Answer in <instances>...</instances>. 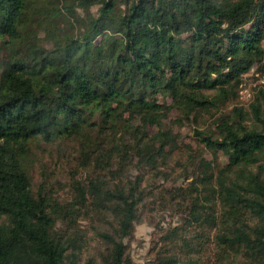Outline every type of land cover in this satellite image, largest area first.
Returning a JSON list of instances; mask_svg holds the SVG:
<instances>
[{"label":"trees","instance_id":"trees-1","mask_svg":"<svg viewBox=\"0 0 264 264\" xmlns=\"http://www.w3.org/2000/svg\"><path fill=\"white\" fill-rule=\"evenodd\" d=\"M263 61L264 0H0V264H134L123 240L148 186L126 172L178 148L174 109L212 121L194 135L227 163L199 152L187 187L165 188L182 217L146 264H203L210 241L219 264H264V92L238 94ZM69 140L96 172L61 199L33 186L34 153ZM89 213L104 222L96 256L77 227Z\"/></svg>","mask_w":264,"mask_h":264},{"label":"rangeland","instance_id":"rangeland-1","mask_svg":"<svg viewBox=\"0 0 264 264\" xmlns=\"http://www.w3.org/2000/svg\"><path fill=\"white\" fill-rule=\"evenodd\" d=\"M96 9L97 6L93 7L91 12L95 13ZM230 108L231 105L227 107V109ZM179 118L178 111L174 109L164 120L166 127L175 136L178 148L173 152L167 149L169 156L165 160H159L156 169L143 166L138 168L133 161L126 172L130 180H133L135 176H141L144 180L143 183L148 186V196L139 206L138 220L135 222L133 234L123 240L126 251L134 264L148 263L153 253L150 252V249L159 240L160 235L180 223L181 213L164 196H166V189L187 187L190 178L186 179L185 177L187 174L193 176L196 172L199 152H202V157L211 162L214 170L227 163L225 155L218 153L214 156L208 150L203 149L202 144L197 141L194 135L195 128L210 126L212 122L210 119H203L206 122L203 124L200 119L191 122L189 120L182 121ZM155 131L156 128H150L147 130V135H152ZM102 134L103 138L99 140L102 141L104 147H110V144H113L111 141L114 136L109 133ZM116 136H119V133ZM123 141L129 144L131 137L127 135ZM76 149L77 143L70 140L53 143L40 142L39 146L35 147L34 153L36 159L33 166V186L37 189L42 183V187L52 195L61 199L69 198L72 193L70 188L72 180L78 179L85 182L87 176L93 177L96 172L92 167L81 170L77 165ZM121 150H123L122 147ZM190 160L193 163L189 162ZM77 227L80 232H85L88 236V245L85 247L83 255H98L100 250H103V246L101 242L93 238V232H96L95 229H102L104 222L92 219L91 213H89L85 218L78 220ZM192 232V229L188 227L184 230L187 236ZM201 261L203 264H219L215 243L208 242L207 250L202 255Z\"/></svg>","mask_w":264,"mask_h":264},{"label":"built area","instance_id":"built-area-1","mask_svg":"<svg viewBox=\"0 0 264 264\" xmlns=\"http://www.w3.org/2000/svg\"><path fill=\"white\" fill-rule=\"evenodd\" d=\"M258 92H264V61L261 69L252 65L243 75L239 84V99L241 103H250Z\"/></svg>","mask_w":264,"mask_h":264}]
</instances>
